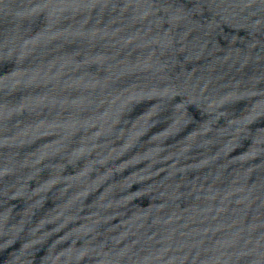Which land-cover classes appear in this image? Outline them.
Returning <instances> with one entry per match:
<instances>
[{
    "label": "water",
    "instance_id": "obj_1",
    "mask_svg": "<svg viewBox=\"0 0 264 264\" xmlns=\"http://www.w3.org/2000/svg\"><path fill=\"white\" fill-rule=\"evenodd\" d=\"M264 257V0H0V264Z\"/></svg>",
    "mask_w": 264,
    "mask_h": 264
}]
</instances>
